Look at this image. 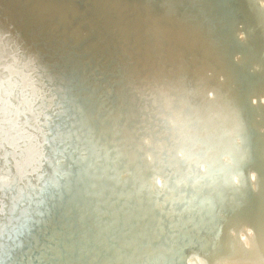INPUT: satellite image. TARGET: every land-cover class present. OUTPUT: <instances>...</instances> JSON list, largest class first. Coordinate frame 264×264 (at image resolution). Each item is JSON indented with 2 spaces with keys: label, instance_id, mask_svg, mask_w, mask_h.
I'll return each instance as SVG.
<instances>
[{
  "label": "bare ground",
  "instance_id": "obj_1",
  "mask_svg": "<svg viewBox=\"0 0 264 264\" xmlns=\"http://www.w3.org/2000/svg\"><path fill=\"white\" fill-rule=\"evenodd\" d=\"M76 1L17 3L34 15L24 20L18 38L0 24V67L20 82L14 107L0 99V161L7 164L0 185L23 179L21 160L27 164L34 158L32 149L23 154L24 142L29 146L34 131L46 134V112L35 103L49 102L34 95L36 85L52 95L46 80L58 95L61 70L52 59L62 55V70L71 68L69 45L64 51L46 48L42 67L38 54L47 24L70 28L63 37L73 42L87 24L79 49L95 65L92 72L101 71L99 80H107L93 91L94 103H73L78 143L55 187L68 191L69 180L78 187L69 190L57 217L63 221L59 237L56 226L50 232L59 251L50 245L34 264H79V256L91 258L82 264H99V251L110 264L134 242L131 249L138 248L139 256L125 264H264V0H84L83 8ZM60 15L72 26L47 19ZM203 19L202 27L195 23ZM232 27L239 40L235 49L226 39ZM123 37L127 43L120 45ZM21 41L25 45L17 55ZM109 66L120 68L116 76ZM28 80H33L32 96ZM239 80H247L244 95L237 90ZM100 87L105 95H99ZM71 164L81 167L73 171ZM123 169L127 177L118 182ZM165 171L177 184L188 179L190 188L169 179L158 187L156 175ZM39 173L26 175L24 183L30 184V176L37 183ZM163 204L169 212H160ZM155 221L170 230L156 232ZM98 230L105 235L88 237ZM170 251L174 263L164 260Z\"/></svg>",
  "mask_w": 264,
  "mask_h": 264
},
{
  "label": "water",
  "instance_id": "obj_2",
  "mask_svg": "<svg viewBox=\"0 0 264 264\" xmlns=\"http://www.w3.org/2000/svg\"><path fill=\"white\" fill-rule=\"evenodd\" d=\"M29 3V0H7L5 3L4 0H0V24L6 26L7 34L13 33L17 38L23 32L26 24H24V20H32L34 19V15L28 16L24 11V7L16 6L17 3L23 2ZM39 3L40 0H34ZM43 1V0H42ZM83 3L82 6L79 4ZM9 4V5H8ZM77 7L83 8L85 6L84 0H77L75 2ZM13 10V11H10ZM259 18V15H257ZM183 18L188 19V17L183 16ZM47 19H51V22H63L67 24L68 27L72 26V23H68L61 15L58 18L48 17ZM206 19V18H205ZM199 23L195 21V23L202 27L204 25V20ZM71 24V25H69ZM63 25H56V27H52V24H47V27L43 31L41 44L42 50L38 54V58L40 62L44 63V55L43 51L46 48H55L60 49L62 51L65 50L66 45H69L70 48H74V55L72 59L71 68L69 71L62 70L63 67V59L62 55H58L55 59H52V64L56 68V70H61V86L58 87V95L55 93L53 88H51V84H49L45 80V85L50 88L52 95L46 92H40V89L36 85L34 89V95L38 98L46 97L48 98L49 104L45 105L42 102L39 103V106L42 111L48 112L46 118V142L42 143H32L30 142V149H32L34 158L30 162V165L26 166V169H30L31 172H35L38 167L41 168L39 176L37 178V183H33V178L30 176V184L23 190H17L13 188L12 185L5 186L0 185V194L11 196V198H2L0 207V264H34L36 259L41 257L42 252L45 248L49 247L51 241H49V236L51 235V229L56 226L55 233H57L56 237H59V229L63 221L57 218L60 213L63 212L64 206H67V200L69 198V190L74 191L76 186L78 187V182L69 180L68 191H64L63 188L59 185L55 187V183L59 177V170L63 169L68 163V156L70 154H74V144L78 143V135L79 132H75L73 134V120L71 112L74 109L73 103H77L78 105L84 104H92L97 98L92 97L93 91L99 87L103 82L107 80H99L100 72H92L94 64L87 63L85 58L87 54H84L80 51V47L83 46V35L86 29L88 28L87 24H84L80 29V36L76 41H72L69 37H63V34L70 28H65ZM84 28V29H83ZM30 30V29H29ZM231 31L227 33L226 39H228L227 46L233 47L235 49V45L238 44L239 40L237 39V34L235 32V27L230 29ZM33 44L34 38H29ZM127 38L123 37L118 41L120 45H124L127 43ZM20 40V39H18ZM125 40V42H123ZM39 42V41H38ZM37 42V43H38ZM24 42L19 43V51L17 55L21 53L24 47ZM76 52V56H75ZM46 57V56H45ZM226 64H234V62L225 60ZM19 67L21 66L18 64ZM244 67L246 69H251L250 64H245ZM22 71H28V69L22 67L20 68ZM120 68H116L113 66H109L108 71L110 75L116 76L119 72ZM30 76V72L28 73ZM31 78V76H30ZM0 82L5 86V89H1L0 91V99H6L11 102V106L14 107L17 103L16 94L18 89H20V82L16 77V73L8 75L5 68L0 67ZM240 86L237 89L238 91L245 90L243 95L246 93V89L244 88V83H247V80L240 81ZM33 80H28V89L32 96V86ZM51 83V82H50ZM25 84V83H24ZM25 87V86H24ZM99 95H105L103 88L100 87L98 89ZM71 96V98H68ZM89 97L93 98V100L89 99ZM68 98V99H67ZM255 103L257 101L256 97H253ZM56 105V106H55ZM55 106V108H54ZM252 108V107H251ZM88 123H92V119L88 120ZM90 126L85 128V132H83V136L85 137ZM44 131V129H43ZM53 133V136L49 135V133ZM81 149V148H80ZM76 152V151H75ZM77 157V153L75 155ZM176 157H180L181 154H176ZM147 161V160H146ZM96 167H98V172L101 170L100 163H93ZM75 164H71V169L75 171L77 168L81 166H77L75 168ZM97 171V170H96ZM126 170L123 169L116 174V180L118 182L122 181L123 178L127 177ZM1 173V171H0ZM55 176V179L52 181L51 176ZM159 176V175H158ZM161 177V176H159ZM169 181H172L174 184L179 186L180 188H186L187 190L190 188V183L188 179H184V184H177V182L173 181L172 174L165 171V175L163 176ZM162 179V177H161ZM154 183V182H153ZM75 184V186H73ZM107 188L104 189L105 194ZM15 197V199H14ZM18 198V199H17ZM57 198V199H56ZM172 197L168 200H171ZM9 199V200H8ZM17 199V200H16ZM114 198H111L113 201ZM8 200V201H7ZM15 202V204H14ZM14 204V208L12 209L9 205ZM172 207L171 203H167ZM164 209L161 208V213H165L170 211L169 207L165 204ZM151 206V205H149ZM148 205H145L143 209L147 208ZM27 209V211H22ZM102 212L105 213L106 208L102 207ZM98 214V213H97ZM64 217V216H63ZM37 218V219H36ZM36 219V220H35ZM3 220V221H2ZM35 220V221H34ZM45 220L43 225H41L42 221ZM55 220V223H52ZM159 221L154 222V230L156 232H167L169 231V227L167 226V230L164 227L158 226ZM52 223V224H51ZM18 228V229H17ZM17 229V230H16ZM102 230H98L96 232H90L88 234L89 238H100L105 235L101 234ZM164 235V234H162ZM116 236L114 231L109 233L110 239H114ZM160 236V235H159ZM157 236L156 239L159 238ZM135 243V242H134ZM132 243L126 250H124L112 263L110 264H125L128 258L137 259L139 256V249L132 250ZM2 244H6L7 247H1ZM53 251H59V246L57 243L53 244ZM186 246L185 248H187ZM184 248V249H185ZM102 247L99 249L101 250ZM182 249V248H181ZM163 257V256H162ZM164 260L171 261L174 263V254L170 251L168 254L164 256ZM91 258H86V256H79L78 263H86L89 262ZM96 260L99 264H107V260L104 258V254L102 251L97 252ZM180 263V258H177ZM157 261V256L153 259V262ZM71 260L69 261L70 264ZM139 264H145L146 260L142 263L137 261Z\"/></svg>",
  "mask_w": 264,
  "mask_h": 264
}]
</instances>
